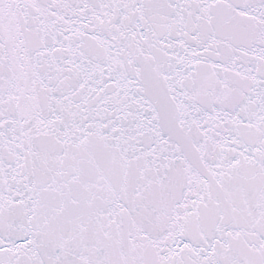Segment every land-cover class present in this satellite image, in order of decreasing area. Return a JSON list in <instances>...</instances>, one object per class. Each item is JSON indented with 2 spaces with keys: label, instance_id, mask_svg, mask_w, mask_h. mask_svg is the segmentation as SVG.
I'll list each match as a JSON object with an SVG mask.
<instances>
[{
  "label": "snow or ice",
  "instance_id": "6c2138e0",
  "mask_svg": "<svg viewBox=\"0 0 264 264\" xmlns=\"http://www.w3.org/2000/svg\"><path fill=\"white\" fill-rule=\"evenodd\" d=\"M0 264H264V0H0Z\"/></svg>",
  "mask_w": 264,
  "mask_h": 264
}]
</instances>
